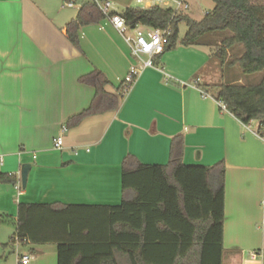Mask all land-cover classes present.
<instances>
[{"label": "crops", "instance_id": "1", "mask_svg": "<svg viewBox=\"0 0 264 264\" xmlns=\"http://www.w3.org/2000/svg\"><path fill=\"white\" fill-rule=\"evenodd\" d=\"M66 1L0 0V172L19 179L21 166H31L25 191L0 185V215L15 224L17 205L35 204V196L37 204L117 206L124 157L132 155L143 165H167L172 139L182 136L185 166L224 164L222 264H264L259 123L244 126L221 112L207 88L209 77L189 84L210 55L199 45L177 46L157 60L156 68L137 77L117 110L63 131L65 122L94 96L92 88L78 83L80 77L100 71L110 83L106 91L113 93L117 86L112 81L120 83L134 65L108 21L81 28L80 50L72 46L66 26L78 10L68 11L73 8ZM113 2L125 10L142 9L147 0ZM209 36L207 41L220 45L231 33ZM234 50L240 58L242 46L229 51ZM57 137L63 140L59 150L53 147ZM21 245L34 255L27 264H57L56 246L47 252V245L35 250Z\"/></svg>", "mask_w": 264, "mask_h": 264}, {"label": "trees", "instance_id": "2", "mask_svg": "<svg viewBox=\"0 0 264 264\" xmlns=\"http://www.w3.org/2000/svg\"><path fill=\"white\" fill-rule=\"evenodd\" d=\"M211 1L213 9L200 21L173 16L171 10L159 7L126 8L119 15L130 27H171L157 60L177 46H198L204 36L229 32L231 37L213 53L220 64H225L228 50L241 45L243 53L236 63L242 74L264 73V0ZM73 2L81 7L66 26V36L80 50L79 30L107 17L94 0ZM182 23L187 30L178 43ZM78 83L92 88L94 96L86 109L65 122V130L117 110L131 88L121 81L113 93L107 92L110 83L97 70ZM212 97L244 126L257 121L256 134L264 138V75L254 86L222 84ZM183 149V137L173 138L164 166L143 165L126 155L121 163L122 200L117 206L19 203L10 244L55 245L57 264H222L224 164L185 166ZM18 183L15 175L0 172V185ZM10 222L0 215V227Z\"/></svg>", "mask_w": 264, "mask_h": 264}, {"label": "rangeland", "instance_id": "3", "mask_svg": "<svg viewBox=\"0 0 264 264\" xmlns=\"http://www.w3.org/2000/svg\"><path fill=\"white\" fill-rule=\"evenodd\" d=\"M100 2L108 1L112 2V8L116 12H122L123 8L115 4L113 0H99ZM186 4L188 5V9L185 11H179L180 14L187 15L191 19L195 21H200L203 16L211 11L214 7V4L211 0H185ZM144 6V5H142ZM78 8L75 6L71 11L72 13H76ZM186 26L185 24H180L179 25V34H178V43L179 41L183 38V36L186 33ZM225 33V34H224ZM229 32H219L212 34L214 35H219V36H227ZM210 39V36H204L200 40V45L202 47V50L205 51L207 56H209V59L205 62L204 66L194 75L193 79L194 81L189 80V84H193L196 80L197 77H202L203 82L205 81L207 77H209L210 81L212 83L208 85L207 88H209L210 93L212 96L216 93L217 88L222 85V84H227L229 82H234L236 85H256L259 83L261 80V77L263 76V73H256L252 75H244L242 74L238 64L236 63L237 57L239 56V52L236 50L230 52L229 50L226 53L225 61L227 60V64L221 65L218 59L213 55V53L216 51V49L219 47V45H215L211 43L210 41H207ZM207 44V45H206ZM178 45V44H177ZM125 53L127 54V57L130 58L129 54V49L128 47L123 46ZM186 49V48H183ZM183 55L188 56L185 54V52H182ZM230 53V54H229ZM133 63L135 64L136 62L131 59ZM236 66V68L232 69L229 68L230 66ZM124 78V77H123ZM191 82V83H190ZM112 84L114 86H118L119 82L118 81H112ZM205 84V83H202ZM129 91V90H128ZM128 91L125 92L124 97L127 95ZM257 123V121H252V126H254ZM21 191H25L24 189H21ZM34 203L37 204L36 202H40L39 197L35 196L33 199ZM16 202V200L14 201ZM15 233V227L13 222H10L8 224L3 225L0 228V264H17L23 254H27L28 256H31L34 258V255L26 249V247L22 246L21 244H10V238L14 235ZM45 251L49 252V249L55 248V245H47L44 246ZM32 249H37V246H32Z\"/></svg>", "mask_w": 264, "mask_h": 264}, {"label": "built area", "instance_id": "4", "mask_svg": "<svg viewBox=\"0 0 264 264\" xmlns=\"http://www.w3.org/2000/svg\"><path fill=\"white\" fill-rule=\"evenodd\" d=\"M94 1L99 10L107 17L106 21H108V23L123 38L129 49L130 56L136 62L129 68L127 74L122 79V82L125 85H132L144 70L157 67L155 61L164 53L172 29L170 26L163 29L150 28L141 25L130 27L119 14L113 12L110 2H100L99 0ZM65 6L68 8H74L76 6L78 9L81 7V5L75 4L73 0L66 1ZM153 7L171 10L173 16L180 14L179 11L181 10L185 11L188 9L185 0H147L142 9H150ZM196 82H199V80ZM201 97L204 98L207 97V95L201 92ZM217 105L221 112H227L226 106L222 102H217ZM63 131H65V129H63ZM261 141L264 147V138H261ZM62 146L63 140L61 137H57L53 140V147L55 149L59 150ZM14 188L19 193L21 190V184L18 183ZM260 229L264 232V218L260 224ZM32 260L33 257L25 255L19 259L18 264H27Z\"/></svg>", "mask_w": 264, "mask_h": 264}, {"label": "water", "instance_id": "5", "mask_svg": "<svg viewBox=\"0 0 264 264\" xmlns=\"http://www.w3.org/2000/svg\"><path fill=\"white\" fill-rule=\"evenodd\" d=\"M30 169H31V166L29 164H23L20 168L19 180H20L22 189L26 188L27 178H28Z\"/></svg>", "mask_w": 264, "mask_h": 264}]
</instances>
